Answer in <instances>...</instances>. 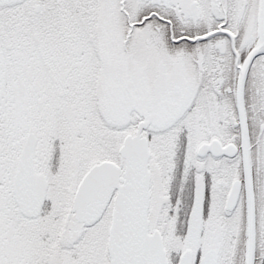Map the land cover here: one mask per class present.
<instances>
[{
  "label": "snow or ice",
  "instance_id": "6c2138e0",
  "mask_svg": "<svg viewBox=\"0 0 264 264\" xmlns=\"http://www.w3.org/2000/svg\"><path fill=\"white\" fill-rule=\"evenodd\" d=\"M0 264H264V0H0Z\"/></svg>",
  "mask_w": 264,
  "mask_h": 264
}]
</instances>
